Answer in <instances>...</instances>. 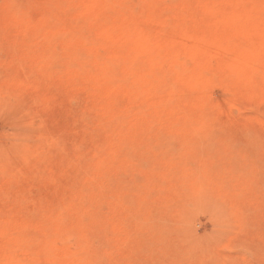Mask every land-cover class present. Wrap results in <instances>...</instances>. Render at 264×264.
Instances as JSON below:
<instances>
[{
	"label": "rangeland",
	"instance_id": "374dc122",
	"mask_svg": "<svg viewBox=\"0 0 264 264\" xmlns=\"http://www.w3.org/2000/svg\"><path fill=\"white\" fill-rule=\"evenodd\" d=\"M0 264H264V0H0Z\"/></svg>",
	"mask_w": 264,
	"mask_h": 264
}]
</instances>
